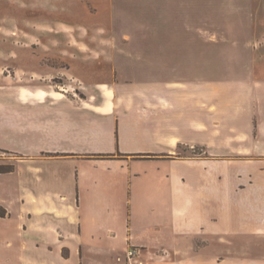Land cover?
<instances>
[{
	"label": "crops",
	"instance_id": "1",
	"mask_svg": "<svg viewBox=\"0 0 264 264\" xmlns=\"http://www.w3.org/2000/svg\"><path fill=\"white\" fill-rule=\"evenodd\" d=\"M171 42L160 41L154 57L135 49L130 58L141 64L107 91L58 88L57 73L82 77L42 58H28L38 78L0 77V159L15 162L0 173V204L11 216L20 203L28 222L13 237L28 239L13 259L107 264L137 246L145 264H264V148L248 154L264 139L256 100L264 76H220L231 68L213 65L210 40L184 54ZM228 155L244 165L231 168ZM143 160L169 163L167 181L141 183L134 165ZM197 166L207 178L199 185L189 183ZM208 205L223 234L210 224L207 236L191 230L195 207L205 224Z\"/></svg>",
	"mask_w": 264,
	"mask_h": 264
},
{
	"label": "rangeland",
	"instance_id": "2",
	"mask_svg": "<svg viewBox=\"0 0 264 264\" xmlns=\"http://www.w3.org/2000/svg\"><path fill=\"white\" fill-rule=\"evenodd\" d=\"M201 39L212 42L213 65L231 68L227 72L216 71L220 76L246 78L254 72L264 76V0H0V77H7L9 84L13 80L38 78L33 74L35 65L28 64L31 57L42 58L57 68L73 67L82 77L57 73L51 81L58 88L79 90L81 85L77 87V83L83 82L90 86L99 83L107 91V83L124 79L141 64L130 58L131 53H139L134 51L142 50L144 55L154 57L160 41L171 44L175 40L184 54L193 41ZM22 56L24 59L19 62L23 69L19 71L17 61ZM256 100L264 115V92ZM262 148L264 139L254 153L248 154H259ZM182 155L186 154H178ZM225 159L226 164L237 160L231 168L244 165L243 158L236 155ZM14 166V161L0 159V173L13 172ZM134 168L144 173L146 179H140L141 183L155 185L167 181L166 172L172 166L166 161L143 160ZM191 169L195 174L189 183L207 182L203 169ZM0 208L6 214H0V236L10 237L5 243L0 237V264H21L13 256L21 250L19 243H28V239L13 237L26 231L27 216H20V203L14 205L11 216L3 204ZM205 208L211 211L208 222L201 224L202 207L196 206V224L191 230L207 236L210 224L214 234H223V224L212 225L220 220L219 214L209 205ZM202 255L207 257L210 253ZM144 256L146 260L147 255ZM106 262L126 264L125 255L112 256Z\"/></svg>",
	"mask_w": 264,
	"mask_h": 264
},
{
	"label": "built area",
	"instance_id": "3",
	"mask_svg": "<svg viewBox=\"0 0 264 264\" xmlns=\"http://www.w3.org/2000/svg\"><path fill=\"white\" fill-rule=\"evenodd\" d=\"M119 260H121V258H119ZM125 262L126 264H145L142 258L141 248L137 246H129L126 250Z\"/></svg>",
	"mask_w": 264,
	"mask_h": 264
},
{
	"label": "trees",
	"instance_id": "4",
	"mask_svg": "<svg viewBox=\"0 0 264 264\" xmlns=\"http://www.w3.org/2000/svg\"><path fill=\"white\" fill-rule=\"evenodd\" d=\"M0 214L3 215V216L6 215L5 212L3 210H1V208H0Z\"/></svg>",
	"mask_w": 264,
	"mask_h": 264
}]
</instances>
